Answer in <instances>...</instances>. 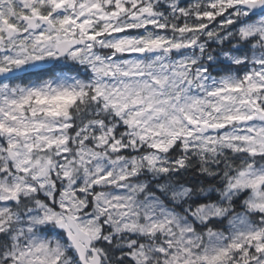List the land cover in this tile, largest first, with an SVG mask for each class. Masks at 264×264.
Here are the masks:
<instances>
[{"label": "snow or ice", "instance_id": "1", "mask_svg": "<svg viewBox=\"0 0 264 264\" xmlns=\"http://www.w3.org/2000/svg\"><path fill=\"white\" fill-rule=\"evenodd\" d=\"M0 264H264V0H0Z\"/></svg>", "mask_w": 264, "mask_h": 264}]
</instances>
